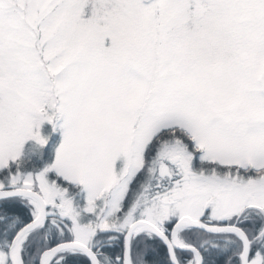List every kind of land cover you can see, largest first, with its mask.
I'll use <instances>...</instances> for the list:
<instances>
[{
	"label": "snow or ice",
	"instance_id": "obj_1",
	"mask_svg": "<svg viewBox=\"0 0 264 264\" xmlns=\"http://www.w3.org/2000/svg\"><path fill=\"white\" fill-rule=\"evenodd\" d=\"M0 264H264V0H0Z\"/></svg>",
	"mask_w": 264,
	"mask_h": 264
}]
</instances>
